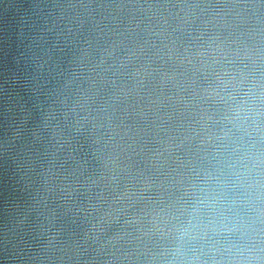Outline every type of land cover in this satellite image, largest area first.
Segmentation results:
<instances>
[{"label": "water", "instance_id": "water-1", "mask_svg": "<svg viewBox=\"0 0 264 264\" xmlns=\"http://www.w3.org/2000/svg\"><path fill=\"white\" fill-rule=\"evenodd\" d=\"M0 264H264V0H0Z\"/></svg>", "mask_w": 264, "mask_h": 264}]
</instances>
